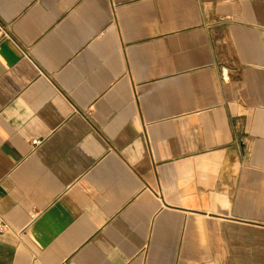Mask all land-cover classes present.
I'll return each instance as SVG.
<instances>
[{
  "label": "crops",
  "instance_id": "crops-1",
  "mask_svg": "<svg viewBox=\"0 0 264 264\" xmlns=\"http://www.w3.org/2000/svg\"><path fill=\"white\" fill-rule=\"evenodd\" d=\"M0 223V264H264V0H0Z\"/></svg>",
  "mask_w": 264,
  "mask_h": 264
},
{
  "label": "built area",
  "instance_id": "built-area-1",
  "mask_svg": "<svg viewBox=\"0 0 264 264\" xmlns=\"http://www.w3.org/2000/svg\"><path fill=\"white\" fill-rule=\"evenodd\" d=\"M40 140L38 139H33L32 142L35 144V143H38ZM5 227V224L3 223H0V230H2L3 228Z\"/></svg>",
  "mask_w": 264,
  "mask_h": 264
}]
</instances>
